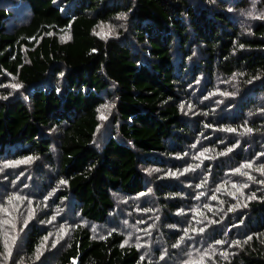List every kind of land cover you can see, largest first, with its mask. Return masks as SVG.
<instances>
[{
    "label": "trees",
    "instance_id": "16d2710c",
    "mask_svg": "<svg viewBox=\"0 0 264 264\" xmlns=\"http://www.w3.org/2000/svg\"><path fill=\"white\" fill-rule=\"evenodd\" d=\"M22 1L11 27L0 0V156L54 169L81 221L0 211V264H264V0ZM123 219L159 221L155 256Z\"/></svg>",
    "mask_w": 264,
    "mask_h": 264
},
{
    "label": "rangeland",
    "instance_id": "374dc122",
    "mask_svg": "<svg viewBox=\"0 0 264 264\" xmlns=\"http://www.w3.org/2000/svg\"><path fill=\"white\" fill-rule=\"evenodd\" d=\"M12 9L17 11L13 17L8 19L7 26L13 27L15 24L19 26L28 21L30 16L27 11L28 7L22 0H13ZM104 29V36L113 35L111 28L105 25L101 26L98 32H103ZM60 37L65 39L67 34L64 33ZM19 89L20 86L16 79L5 75L4 82L0 83V100L16 95ZM108 97L111 99L107 98L109 101L99 108L98 143L105 141V137L111 133L109 119L114 114L116 98L113 92L109 93ZM41 161L35 157L7 159L5 156H0V211L2 214L13 213L22 221L24 220L25 224L34 218L39 221L38 218L49 215L43 223L54 226L57 231H62V236H65L68 233L67 225L81 220L76 209L69 204V200L58 201L59 191L63 190L65 184L57 179L54 169L47 167ZM115 201L118 208L116 215L119 216L126 212L127 199L117 196ZM135 202L146 205L148 200L141 198L135 199ZM135 222V219H126L121 223L129 241L137 244L143 254L155 256L156 252H153V249L160 244L159 221L146 220L145 227H140ZM115 223L116 218L112 219L106 227H97L93 233L96 236L104 235ZM164 256L166 260L169 259L166 255Z\"/></svg>",
    "mask_w": 264,
    "mask_h": 264
},
{
    "label": "snow or ice",
    "instance_id": "6c2138e0",
    "mask_svg": "<svg viewBox=\"0 0 264 264\" xmlns=\"http://www.w3.org/2000/svg\"><path fill=\"white\" fill-rule=\"evenodd\" d=\"M245 167H249V165H245ZM237 171H239V169Z\"/></svg>",
    "mask_w": 264,
    "mask_h": 264
}]
</instances>
